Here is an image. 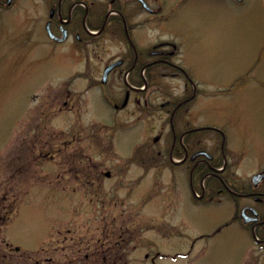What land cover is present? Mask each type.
I'll list each match as a JSON object with an SVG mask.
<instances>
[{"label":"rangeland","instance_id":"obj_1","mask_svg":"<svg viewBox=\"0 0 264 264\" xmlns=\"http://www.w3.org/2000/svg\"><path fill=\"white\" fill-rule=\"evenodd\" d=\"M157 1L165 36L210 97L197 101L213 106L202 121L247 146L248 183L264 166V0ZM10 33L0 30V264L264 262L247 228L226 225L230 206L194 205L155 164H128L157 154L158 115L137 130L96 131L101 99L65 98L62 67L35 61L40 47L6 46Z\"/></svg>","mask_w":264,"mask_h":264},{"label":"flooded vegetation","instance_id":"obj_2","mask_svg":"<svg viewBox=\"0 0 264 264\" xmlns=\"http://www.w3.org/2000/svg\"><path fill=\"white\" fill-rule=\"evenodd\" d=\"M157 2L0 0V30L3 35L11 31L6 46L40 47L35 61L51 60L62 67L66 78L60 93L65 98L91 93L101 99L107 112L95 115L96 131L137 130L150 115H158L160 131L152 138L160 145L157 154H131L128 164L145 170L155 164L160 178L169 177L177 189L190 192L194 205L230 206L226 225L237 222L247 228L257 258L264 259V166L246 183L244 141L231 142L225 128L202 121L201 115L213 106L203 103L196 109L207 92L198 90L181 44L165 36L169 15L162 14ZM161 93L162 100L153 102ZM122 112L129 113L126 120ZM256 174L262 178L254 183ZM105 176L110 178V172Z\"/></svg>","mask_w":264,"mask_h":264},{"label":"water","instance_id":"obj_3","mask_svg":"<svg viewBox=\"0 0 264 264\" xmlns=\"http://www.w3.org/2000/svg\"><path fill=\"white\" fill-rule=\"evenodd\" d=\"M260 177V175H257L255 177H253V180L256 181V179H258Z\"/></svg>","mask_w":264,"mask_h":264}]
</instances>
